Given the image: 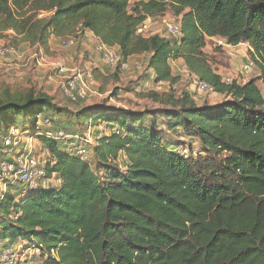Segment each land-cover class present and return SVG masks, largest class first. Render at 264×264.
Returning a JSON list of instances; mask_svg holds the SVG:
<instances>
[{
	"label": "trees",
	"instance_id": "obj_1",
	"mask_svg": "<svg viewBox=\"0 0 264 264\" xmlns=\"http://www.w3.org/2000/svg\"><path fill=\"white\" fill-rule=\"evenodd\" d=\"M168 12L182 23L180 41L137 34L148 18ZM80 25L118 48L124 62L149 57L157 84H176L171 61L181 60L221 102L199 106L190 92H149L140 97L164 107L147 121L148 111L98 106L69 115L47 95L5 93L2 139L24 124L23 133L48 150L47 178L61 184L26 189L6 180L0 244L39 249L38 264H264V95L257 84L264 85V0H0V36L14 32L16 42L47 49L50 37L74 36ZM212 39L247 44L259 77L223 82L205 52ZM47 114L60 116L51 119L52 132L71 137L75 125L112 126L87 151L95 169L78 154L80 145L67 151L43 135L37 119ZM156 118L174 136L199 140L202 151L188 147L189 156L181 155L183 141L165 140Z\"/></svg>",
	"mask_w": 264,
	"mask_h": 264
},
{
	"label": "rangeland",
	"instance_id": "obj_2",
	"mask_svg": "<svg viewBox=\"0 0 264 264\" xmlns=\"http://www.w3.org/2000/svg\"><path fill=\"white\" fill-rule=\"evenodd\" d=\"M137 1L139 0H132V4ZM164 21L179 23L180 19L175 17L171 12L162 16V18L158 17L153 23L152 30L150 31L151 33L147 34L146 37L159 34L160 32L163 33ZM80 26L77 28V32ZM76 34L74 36H76ZM74 36L67 37L66 39H73ZM163 37L169 38L166 34L163 35ZM14 39V32H7L3 36H0V46H13L16 48L15 54L5 58L0 57V98L4 97L3 99H6V96H4L5 93L15 95L20 100H26L44 94L51 97L60 109L67 110L70 113L69 115H72L82 108L101 106L109 110H125L130 112L129 115L148 111L150 116L147 121H152L151 119L156 116L154 113H150L151 111L164 107L161 104L140 97V95H146L149 92L164 93L172 89L178 97L185 92H190L199 106L204 104H216L221 102L222 99L221 96L209 90H200L197 81H194L192 76L184 72L181 61L175 62V64H172L171 61L173 65V74L178 78L176 84L155 83L154 73L148 68V59L146 56L141 60H130L131 66L127 71L116 72L115 70L117 67H112L109 73L95 76L93 75L94 65L97 63L95 59L98 55L99 57L101 56L99 52H97V45L89 39V37L84 38L79 36L75 38L77 40L76 42H78V39L83 40L81 43L86 44L84 45L86 47L84 49H86L87 54L82 50L84 46H79L78 48L76 42L69 49L63 47L62 43L66 40L65 38L58 39L56 37H50L48 50L40 46H31L28 43L20 41L16 42ZM56 39H58V44L53 42L57 41ZM219 40L220 39H213L208 41V45L205 49L216 73L223 78L230 79L231 82L237 81L240 84H244L259 77V69L253 70L248 75H241V69H243L244 64L251 59L250 48L247 44H241L237 47L233 46L232 48H224L218 44ZM62 47L63 50L61 49ZM102 62L105 64L103 59ZM102 62L100 68L95 70L102 68ZM59 66H65L67 68L65 74L59 75ZM77 73H82L84 77L91 75L93 76V81L91 82L86 78L89 90L86 92V100L72 103L67 97L68 94L64 91V86L67 83V79ZM257 84L264 95L263 83L258 81ZM61 117L63 119L68 118L65 112L62 113ZM51 119L55 121V119H60V116L54 117L47 114L46 117H38L37 125L45 130L43 135H46L47 131H52V126H46L52 125ZM70 120L72 122L74 121L72 118ZM156 120L159 131L162 132L165 140L169 143H173L174 145L176 144V139H180V141L184 143L183 146L192 148L193 152L199 154L202 151L199 140L191 137L188 138L183 134H180V137L177 135L174 136V134L170 133L168 128L165 127V118H156ZM23 125L24 124L20 123L18 126L10 128L9 131L19 134L18 139L21 141L22 146L27 144L31 147L32 152L37 158L45 159L44 161L50 159L49 154L44 151L46 147L42 144L40 139L35 137L32 133L28 135L23 133V129H21ZM114 129V133L119 131V129ZM75 130L77 133L76 135L70 136L69 139L59 141L61 142L60 144L64 148L66 147L65 149H67V151L69 150L71 152H77L76 146L80 145L78 154L86 150V157H83V159L93 165V169H95L96 160L94 155H91V152L90 154L88 153L90 151L89 146L90 149H92L96 145V139L102 138L106 134L110 135L113 130L112 126L108 127V125L98 123L96 127L88 126L82 129L78 125H75L73 131ZM9 131L4 138L11 135ZM1 135L2 133L0 132V156L15 161V157L21 150V147L15 153L7 156L6 150L1 145L3 141V136ZM81 140L88 145L85 147V150L84 146L81 145ZM1 178L0 194H3L6 191V180H2ZM53 184H55V186L58 185L57 180L53 181ZM19 185V182L16 181L13 187L18 188ZM25 247V244L19 243L0 252V264H9L11 261H13L11 264H16L17 262L18 264H38L40 262V257L35 256L34 250Z\"/></svg>",
	"mask_w": 264,
	"mask_h": 264
},
{
	"label": "built area",
	"instance_id": "obj_3",
	"mask_svg": "<svg viewBox=\"0 0 264 264\" xmlns=\"http://www.w3.org/2000/svg\"><path fill=\"white\" fill-rule=\"evenodd\" d=\"M40 17H43V14L40 15ZM156 20L157 18H148L141 24V26H139L137 34L146 36L147 34L151 33L150 31L152 30L153 23ZM163 23L164 32H160L159 34L155 35H160L163 37V35L166 34L169 38L180 41L183 36L182 23L180 21L179 23L171 21H164ZM79 36H82L84 38L89 37V39H91L97 45V52H99L101 58L109 68L119 67L120 71L122 72L129 70L131 66L130 62H124L122 60L118 48L108 47L107 45L103 44L92 31L84 29L82 28V26H80L79 31L73 39H66L63 41V47L67 49L71 48L77 41L75 38ZM218 44L224 48L233 47L231 45H228V43L223 39H220L218 41ZM15 53L16 48L13 46H0V57L2 58L9 57ZM182 68L184 69V72H186V74H189V71L187 70L185 65L182 66ZM255 69H257V63L255 60L250 59L246 64H244L243 69H241V75H248ZM66 71L67 68L65 66L58 67L59 75L65 74ZM86 78L91 82L93 81V76L87 75V77H84L82 73H77L67 79V83L64 86V91L68 94L67 97L71 101L77 102L86 100V92L89 91L86 83ZM222 79L226 84L232 83L230 79H226L223 77ZM195 80L197 81L200 90L210 91V88L206 83L194 78V81ZM159 84H164V82H161ZM46 126L50 127L51 125ZM10 132L11 131H9V133ZM116 133L121 134V131H117ZM18 137L19 134L11 132V135L5 137L6 139L4 138L1 143L3 148L6 150L7 156H10L11 154L18 151L20 147L21 152L19 151V153H17L15 161H11L9 159H6L5 157L0 158V178L4 177L1 179L8 180L12 184H14V182L16 181H19L23 186L25 185L24 187L26 189H35L41 186L55 187V184H53V181L57 180L55 176L53 175L52 177L47 178V166L52 164L51 159H47V161H44L45 159L37 158L32 152L31 147H29L27 144L25 146H22L21 141L18 139ZM45 137L56 141H63L70 138V136H66L62 131H47ZM44 151L48 153L47 149H45ZM178 152L185 157H188L190 154L188 147L183 145L178 147ZM79 155L82 157H86V150L79 153ZM57 184L58 185L56 186H59L61 184V180H57ZM32 250H34L35 256H41V251L39 249ZM11 263H13V261H11ZM11 263L9 262V264ZM16 264H18V262Z\"/></svg>",
	"mask_w": 264,
	"mask_h": 264
},
{
	"label": "crops",
	"instance_id": "obj_4",
	"mask_svg": "<svg viewBox=\"0 0 264 264\" xmlns=\"http://www.w3.org/2000/svg\"><path fill=\"white\" fill-rule=\"evenodd\" d=\"M57 41H53L54 43H59L58 42V39H56ZM213 40V39H212ZM81 42H83V40H81V39H78V42H76L77 43V47L79 48V46H84V45H86V44H82ZM60 45V44H59ZM61 46V45H60ZM84 48H86L85 46L82 48V50H83V52L85 53V54H87V52H86V49H84ZM62 50H63V47L61 48ZM47 50H48V48H47ZM65 50V49H64ZM97 56V55H96ZM142 58H145L144 56H139V57H134V58H132V59H130V60H141ZM147 59H149V57H147ZM96 61H97V63L94 65V69H97V68H100V65H101V62H102V59H101V57H99V55L97 56V58L95 59ZM181 61V60H180ZM175 62H179V61H175ZM175 62H173L172 64H175ZM182 62V61H181ZM103 63V62H102ZM97 65V66H96ZM182 65L184 66V63L182 62ZM173 66V65H172ZM102 68L101 69H99L100 71H101V73L102 74H106V73H109L110 72V68L108 67V66H106L104 63H103V65L101 66ZM173 68V67H172ZM10 247H12V246H5L4 244H0V252H2V251H4L5 249H7V248H10Z\"/></svg>",
	"mask_w": 264,
	"mask_h": 264
}]
</instances>
